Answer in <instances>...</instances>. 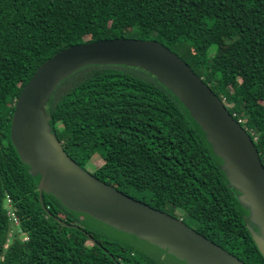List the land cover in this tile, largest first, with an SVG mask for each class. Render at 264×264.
<instances>
[{
	"label": "trees",
	"instance_id": "1",
	"mask_svg": "<svg viewBox=\"0 0 264 264\" xmlns=\"http://www.w3.org/2000/svg\"><path fill=\"white\" fill-rule=\"evenodd\" d=\"M117 37L178 54L251 135L264 165V0H0V264H145L79 226V212L52 194L40 202V176L10 140L15 100L41 63ZM131 68L89 65L65 78L47 104L55 138L81 167L95 164L101 181L176 218L166 208L180 210L246 264H264L205 132L170 89Z\"/></svg>",
	"mask_w": 264,
	"mask_h": 264
},
{
	"label": "water",
	"instance_id": "2",
	"mask_svg": "<svg viewBox=\"0 0 264 264\" xmlns=\"http://www.w3.org/2000/svg\"><path fill=\"white\" fill-rule=\"evenodd\" d=\"M89 65L142 69L177 96L222 159L221 167L238 202L250 207L260 231L252 234L248 230L264 259V165L255 143L202 78L178 54L154 39L117 37L68 46L41 63L21 89L11 117L10 140L21 162L40 176V202L43 192L52 194L70 210L133 231L190 264H246L182 219L101 181L66 153L52 132L45 107L47 110L53 92L65 78ZM55 218L62 225L82 229Z\"/></svg>",
	"mask_w": 264,
	"mask_h": 264
},
{
	"label": "rangeland",
	"instance_id": "3",
	"mask_svg": "<svg viewBox=\"0 0 264 264\" xmlns=\"http://www.w3.org/2000/svg\"><path fill=\"white\" fill-rule=\"evenodd\" d=\"M132 67V66H131ZM133 70L137 71L139 75L145 76L146 72H142L139 68L132 67ZM131 68V69H132ZM140 72V73H139ZM142 72V73H141ZM144 73V74H143ZM45 107V113H46ZM243 122H245L243 120ZM249 128V127H248ZM251 130V129H249ZM99 161L96 162L98 164ZM95 164L90 162L85 165V168L89 172H93L95 169ZM47 179L44 181V188H47ZM136 195V194H135ZM140 197L139 195H136ZM247 206V205H246ZM243 205L245 213L247 214L244 218V222L247 225L251 233H258L260 231V226L252 220L250 207ZM168 212H174L178 218H184L186 222L191 224L189 220L181 213L180 210L176 209L171 211L166 208ZM78 225L84 227L95 235L100 241L110 243L108 247L112 248H124L126 254H130L138 261L145 264H190L184 259L176 256L170 252L166 247L158 245L150 240L140 237L133 231L122 228L121 226L108 222L106 220L100 219L94 215L86 212H79L77 215ZM131 257V256H130Z\"/></svg>",
	"mask_w": 264,
	"mask_h": 264
},
{
	"label": "built area",
	"instance_id": "4",
	"mask_svg": "<svg viewBox=\"0 0 264 264\" xmlns=\"http://www.w3.org/2000/svg\"><path fill=\"white\" fill-rule=\"evenodd\" d=\"M16 101V100H15ZM240 122V121H239ZM7 203L9 205V209L7 211V214L8 216L13 220L14 224L17 225L18 222H17V219H16V216L13 212V210L10 208L11 207V201H10V198H7Z\"/></svg>",
	"mask_w": 264,
	"mask_h": 264
},
{
	"label": "flooded vegetation",
	"instance_id": "5",
	"mask_svg": "<svg viewBox=\"0 0 264 264\" xmlns=\"http://www.w3.org/2000/svg\"><path fill=\"white\" fill-rule=\"evenodd\" d=\"M87 170V169H86Z\"/></svg>",
	"mask_w": 264,
	"mask_h": 264
}]
</instances>
